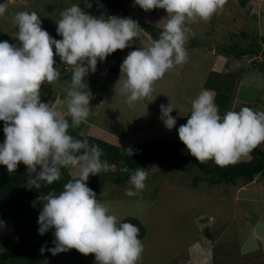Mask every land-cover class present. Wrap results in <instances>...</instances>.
I'll list each match as a JSON object with an SVG mask.
<instances>
[{
    "label": "clouds",
    "instance_id": "9594fccd",
    "mask_svg": "<svg viewBox=\"0 0 264 264\" xmlns=\"http://www.w3.org/2000/svg\"><path fill=\"white\" fill-rule=\"evenodd\" d=\"M87 8L91 0H83ZM144 11L164 9L159 37L147 46L131 50L120 65V93L126 103L148 97L153 84L177 65L187 62V25L197 19L208 21L227 0H133ZM8 10V0H0V16ZM12 21L16 26L17 44L0 41V121L5 139L0 142V165L9 173L22 162L27 166V187L40 188L42 182L58 181L62 169L76 170L75 178L56 193L40 195L42 202L37 223L38 233L54 229L55 245L47 249L53 254L76 249L94 254L96 264H137L144 250L138 238L140 229L131 222H118L109 207L98 201L88 186L90 175H98L111 165L102 160L103 149L90 145L69 132L89 117L93 93L85 79L94 73L98 61H104L116 50H123L142 38L144 29L132 17L92 15L79 2L64 7L56 21V39L42 27L36 11H18ZM55 49V51H54ZM54 56L73 68L71 90L64 103L71 122L52 102L41 99V85L51 84L61 76ZM174 107L161 104L164 126L171 130L177 124L171 115ZM186 123L177 129L179 139L190 154L200 162L214 160L217 164L235 162L264 143V111L248 106L229 110L223 116L210 90H202L191 101ZM132 156L133 151L127 149ZM122 171L128 172L127 166ZM146 168L131 172L126 195L135 196L146 187ZM35 206V201L33 202ZM4 221L0 220V226ZM45 247H41L43 252Z\"/></svg>",
    "mask_w": 264,
    "mask_h": 264
},
{
    "label": "rangeland",
    "instance_id": "374dc122",
    "mask_svg": "<svg viewBox=\"0 0 264 264\" xmlns=\"http://www.w3.org/2000/svg\"><path fill=\"white\" fill-rule=\"evenodd\" d=\"M76 2L79 0H8V10L0 16V41L20 43L15 37L17 29L12 17L24 10L40 14L42 27L51 36L61 39L56 32V21L60 19L64 7ZM91 3L92 7L87 8L80 0V7L98 16L126 17L124 10H127L152 27L158 37L163 18L167 16L164 9L146 12L134 5L133 0H91ZM187 27L191 30L186 42L187 62L167 71L154 82L151 94L139 99L133 106L126 103V97L119 90L120 65L131 50L147 46L152 37L144 32L141 40L136 39L127 47L129 51L117 58L110 54L104 61L98 62L96 71L85 78L94 94L90 101L89 117L70 129L83 138L93 135L117 144L140 145L155 140L182 142L177 129L186 123L191 101L204 86L213 92L221 116L229 110L238 111L243 106L264 111V96L261 98L260 93L255 91L257 98L262 100L261 104L243 99L235 101L232 83L234 76L240 72L229 73L234 67L235 71L238 68L251 70L252 62L264 66V45L257 54L234 56L250 46L255 50L254 42L260 44V37H264V0H244L243 3L242 0H227L223 9L210 20L197 19ZM219 46L226 49V53L220 55L231 61L225 69L229 75L225 76L228 77L218 76L217 69H214L213 75L209 71L213 70L212 63L219 54ZM54 59L57 62L54 67L58 66L61 76L51 84L41 85V99L51 101L53 107L71 122L64 101L71 90L73 68L60 61L58 56H54ZM207 61H212V69L205 68L203 62ZM208 74L211 75L208 84H201ZM215 79L224 80L226 84H214ZM248 92L247 98L256 101V97H251L253 90ZM244 97L241 95L240 98ZM168 103L174 107L171 115L177 118V124L171 130L160 119V105ZM3 124L0 121V142L5 139ZM257 146H264V143ZM248 155L242 154L236 161H247ZM175 162V158L164 155L157 160L147 161L143 167L148 173L146 187L135 196L126 195V189L133 188L129 182L121 185L107 182L96 192L98 201L109 207L118 222L135 224L136 220L143 228L144 236L140 240L144 250L137 264H222L219 261L222 253L231 255L225 258L226 263L264 264L263 252H253L252 248L257 236L264 238V180L256 177L249 183L213 186L200 181L193 186L197 171L177 169ZM76 175V170L62 169L61 177L73 179ZM94 176L97 175H90L89 180ZM42 206L41 202L14 220L4 221L0 226V255L7 256L14 244L26 253L32 251L39 235L37 220ZM53 231L50 229L48 232L53 234ZM243 241L247 244L246 249L240 250V242ZM42 264H96V261L94 254L85 255L73 248L51 254Z\"/></svg>",
    "mask_w": 264,
    "mask_h": 264
},
{
    "label": "trees",
    "instance_id": "16d2710c",
    "mask_svg": "<svg viewBox=\"0 0 264 264\" xmlns=\"http://www.w3.org/2000/svg\"><path fill=\"white\" fill-rule=\"evenodd\" d=\"M243 1L244 0H242V3ZM94 15L98 16V14ZM124 15L137 20L144 29V32L149 34L152 39L158 38L153 28L139 19L138 16L131 15L127 10H124ZM253 40L255 41L254 38ZM254 44L256 47L255 50H252V46H250L251 48H244L240 51L241 53L237 52L234 56L257 54L261 51V45H264V37H260V44H258V42H254ZM217 49V53L219 52V54L226 53L225 47L219 46ZM126 51H129V48L123 50L118 49L112 53L111 57L117 58ZM69 132L78 139L88 140L90 145H99L104 153L101 159L107 160L111 165L112 169L99 173L87 182L88 186L95 192L100 191L107 182L114 185L128 183L131 172L135 171L137 168H143L147 161L157 160L163 155L175 158L176 162L174 165L177 169L197 171L196 176L193 178V186H196L197 182L200 181H204L208 185L213 186L236 184L237 182L249 183L256 177L264 180V146H256L252 149L248 153L250 158L247 161H235L221 165L217 164L214 160L200 162L190 154L183 142H178L176 140H155L140 145H126L108 142L93 135H88L83 138L70 128ZM127 149L133 151L132 156ZM123 166H127L129 171H122L121 169ZM27 171V166L22 162L18 164L16 171L12 173L8 172L5 165H0V220L12 221L21 214L30 211L41 203V201L37 200L38 196L46 195L49 191L59 193L63 189V185L72 179L69 176L61 177L51 185L42 182L40 188H29L26 185L28 179ZM34 201L35 206L33 205ZM134 223L140 229L138 238L142 239L144 230L136 220H134ZM50 233L51 232H47L44 235L39 234L36 237L30 253H26L23 248L14 244L7 256L0 255V264H42L47 257L53 254L47 249L55 246L52 243L54 238L47 239L40 243L43 238L51 235ZM42 246L45 247L43 252L41 251Z\"/></svg>",
    "mask_w": 264,
    "mask_h": 264
},
{
    "label": "crops",
    "instance_id": "0c3cea01",
    "mask_svg": "<svg viewBox=\"0 0 264 264\" xmlns=\"http://www.w3.org/2000/svg\"><path fill=\"white\" fill-rule=\"evenodd\" d=\"M136 16H138V15L136 14ZM213 60H214V63H212L213 70H209L211 72V75L214 74V69H217L218 76L228 75V73L225 72V69L227 68V65H229V63L231 61L227 60L226 58H223L220 54L216 55ZM211 62L210 63H209V61L203 62L205 68L207 67V69H208V67H209L210 69H212V67H210ZM252 65H253V69H251V70H247L245 68H243L241 70V69L238 68L237 71H235L236 67H234L233 70H229L230 75L231 74H235L236 72L237 73L240 72V74H237L236 76H234L233 83H232L233 84V90H234V96H235L234 98H235V101L243 99L245 101L246 100H250V102H254L253 104H255V103H260L261 104L262 100L260 98H257V94L255 92L260 93L261 98H263V96H264V66H261V65L257 66V65H255V62H252ZM211 75L208 74L204 78V81L201 84H208V80L210 79ZM228 76H225V77H228ZM214 84H226V83H224V80L215 79ZM205 89L209 90L207 87L204 86L203 90H205ZM249 90H253V92L255 91L253 96H251V97L252 98L256 97L255 98L256 101H254L251 98H247V96L249 95V92L247 93V91H249ZM238 95L240 97H241V95H244L246 97L240 98ZM242 102H244V101H242ZM262 103L264 105V102H262ZM248 157L250 158L249 155H248ZM245 245H247V244H245L244 241L240 242L239 249L240 250L246 249ZM252 245H253L252 248L254 249L253 252H256L257 250H261L263 252V254H264V238H261V237L257 236V239H255L252 242ZM222 254H223L222 258H221V260H219L222 264H233L231 262L230 263H226L227 261H226L225 258L231 257L230 253H228L229 255H226L225 253H222ZM232 257L236 258V260H238L237 257H234V256H232ZM231 261H233V260H231ZM243 264H248V263L243 262Z\"/></svg>",
    "mask_w": 264,
    "mask_h": 264
},
{
    "label": "water",
    "instance_id": "95a60500",
    "mask_svg": "<svg viewBox=\"0 0 264 264\" xmlns=\"http://www.w3.org/2000/svg\"><path fill=\"white\" fill-rule=\"evenodd\" d=\"M98 62H100V61H98ZM50 238H54L53 234L48 235V236H46L45 238H43V239L41 240L40 243H42L43 241H45V240H47V239H50Z\"/></svg>",
    "mask_w": 264,
    "mask_h": 264
}]
</instances>
